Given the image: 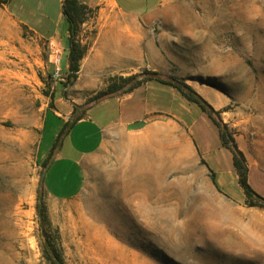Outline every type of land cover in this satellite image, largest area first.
Listing matches in <instances>:
<instances>
[{
  "label": "rangeland",
  "instance_id": "rangeland-1",
  "mask_svg": "<svg viewBox=\"0 0 264 264\" xmlns=\"http://www.w3.org/2000/svg\"><path fill=\"white\" fill-rule=\"evenodd\" d=\"M3 1L0 264H50L48 239L65 264H264V205H248L238 179L215 185L198 149L215 148V126L196 104L179 111L173 96L154 92L153 84L145 94L149 113L139 119L145 124L107 133L85 160L79 195L53 198L43 185L58 128L83 116L113 77L151 70L221 96L206 100L244 153L250 185L264 196V0H163L149 22L134 28L140 41L133 67L97 71L86 62L120 21L93 9L77 35L87 49L75 78L65 71L68 52L52 57L49 42L11 16L34 18V3L12 0L9 11ZM46 2L53 24L60 7ZM59 28L67 30L66 20ZM212 63L216 70H209ZM185 122L194 124L195 139ZM66 139L62 155L77 156L81 127Z\"/></svg>",
  "mask_w": 264,
  "mask_h": 264
},
{
  "label": "crops",
  "instance_id": "crops-1",
  "mask_svg": "<svg viewBox=\"0 0 264 264\" xmlns=\"http://www.w3.org/2000/svg\"><path fill=\"white\" fill-rule=\"evenodd\" d=\"M12 0H9V4ZM33 4L34 18L17 17L16 19L21 22L26 28L31 30L33 34L40 39H45L51 45V51L53 52L52 57L55 55L60 56L65 52H68V24L67 30H60L59 23L65 19L62 13V0H55L58 2L60 11L57 15L56 22L53 19V24L48 22L51 19V13L49 11L48 2L46 0H28ZM81 2L87 4L93 9H97L99 14H103L106 18L110 20H117L120 23H116L109 35H106L105 41H110L111 39H118L125 41L126 47L117 46L115 47V52L120 53L118 57H112L116 61L110 60L104 62V66L107 67H133L132 62L137 56L135 54V44L140 41L139 36L134 35V28L139 30L143 25L152 19L151 15L157 8L161 5L163 0H80ZM112 12L119 16H114ZM108 15V16H106ZM102 17V16H101ZM67 22V21H66ZM103 38V40H104ZM107 38V39H106ZM110 38V39H109ZM104 41V43H105ZM102 41V47L91 52L86 66L91 70L97 67V55L104 52L111 53V47H104ZM103 49V50H102ZM126 49V50H125ZM138 52V51H137ZM113 56V55H112ZM116 56V55H115ZM57 59V63L59 62ZM128 62V64H127ZM69 67V59L67 68ZM64 71V72H65ZM155 81H149L141 86L137 87L133 91L123 94L114 95L112 97L103 99L91 107L88 108L86 113L77 119L70 129V131L62 138L59 145L54 149L56 150L50 158V162L45 166L43 173V185L48 195L53 198L58 199H68L79 195L83 189L86 179V169L85 160L91 154L95 153L102 146L105 141L107 133L116 128L123 129L127 127L131 122L144 118L145 114L149 113L147 109L146 92L150 90L153 84L154 92L169 93L173 96L179 104V111L184 110L186 112L192 110L193 103L185 99L182 94L175 88L165 85L164 87L156 86ZM199 92V91H198ZM205 99L212 96L216 101L222 99L219 94L213 92V90H207L204 94L202 91L199 92ZM207 97V98H206ZM129 101H132L130 104ZM195 105V104H194ZM178 110L171 109L174 116H184ZM202 112V111H201ZM203 115L205 114L202 112ZM160 115V114H158ZM205 117V116H204ZM207 122L214 125L212 121L206 118ZM185 124L191 130L192 136L194 138V124L185 122ZM63 124L58 128L55 133L57 137L59 131L61 130ZM215 126V125H214ZM81 127V152L75 156L69 154L63 156L61 151L67 143V137L71 136V133L76 128ZM216 128V126H215ZM217 130V128H216ZM218 135V130H217ZM195 139V138H194ZM218 143L215 148H212L207 143L204 145L205 150L202 151L199 147V151L202 156L209 162L210 168L216 173L217 183L220 185H227L235 182L238 179V174L233 167V158L230 156L231 151L221 144L219 135ZM55 141H52L48 147L47 153L52 151V146ZM73 142V141H71ZM75 147V144L73 143ZM198 146V145H197ZM214 152L216 153L214 155ZM224 161L226 164L224 165ZM234 169V170H233ZM223 172V173H222Z\"/></svg>",
  "mask_w": 264,
  "mask_h": 264
},
{
  "label": "trees",
  "instance_id": "trees-1",
  "mask_svg": "<svg viewBox=\"0 0 264 264\" xmlns=\"http://www.w3.org/2000/svg\"><path fill=\"white\" fill-rule=\"evenodd\" d=\"M3 2V0H0V4ZM92 10L93 8L89 7L80 0H62V13L68 24V76L71 78H75L77 76L80 70V60L86 53L87 48L77 40V35L80 31L81 24L86 20L88 13ZM149 81H155L177 89L185 99L193 104H196L200 110L208 116L218 130L221 144L228 148L232 153L233 167L238 174V181L245 194L247 204L250 206H263L264 196L256 192L249 183V168L247 166L244 153L239 149L233 134L230 132L227 133V126L214 115H218L219 111L215 110V108L200 93H198L185 81L175 78L167 79L158 76L157 72H153L151 70H145L141 73H135L128 76H115L111 79V82L108 84L106 89L99 91L92 98L93 104L119 93L131 92ZM81 117H78L77 119H80ZM74 123L75 121L65 122L63 124L55 142L53 143L52 151L59 145L62 138L70 131ZM210 170L212 172V180L219 188L216 180V173L211 168ZM44 251L50 264H65L60 252L57 248L52 246L50 239L46 242Z\"/></svg>",
  "mask_w": 264,
  "mask_h": 264
},
{
  "label": "bare ground",
  "instance_id": "bare-ground-1",
  "mask_svg": "<svg viewBox=\"0 0 264 264\" xmlns=\"http://www.w3.org/2000/svg\"><path fill=\"white\" fill-rule=\"evenodd\" d=\"M107 39V38H106ZM110 39V38H109ZM215 40V39H214ZM126 45L127 44H125V41H123V40H118V39H111L110 41H108V39H107V41H105V43H104V46H103V48L104 47H107V46H112V47H117V46H124V47H126ZM212 46V45H211ZM210 46V47H211ZM205 47V46H204ZM208 48H209V46H208ZM103 50V49H102ZM126 50V49H125ZM202 54V53H201ZM207 55H209L208 53H207ZM112 55H111V53L110 52H104L103 51V53H101V54H99V55H97V59H96V62H97V67L96 68H92L91 69V71H97V69H102V68H106L105 66H104V62L105 61H109L110 62V60H113L112 59ZM114 57H118V56H114ZM119 58V57H118ZM202 58V57H201ZM218 58V57H217ZM115 61H116V59H114ZM219 60V59H218ZM207 62V61H206ZM209 62V61H208ZM215 63H217V62H215ZM211 64V63H210ZM213 65H211V67L209 68V67H207V68H209V70H213V69H217L218 68V65H216V64H214V63H212ZM215 69V70H216ZM262 91H263V89H262ZM262 107V106H261ZM263 108V107H262Z\"/></svg>",
  "mask_w": 264,
  "mask_h": 264
},
{
  "label": "water",
  "instance_id": "water-1",
  "mask_svg": "<svg viewBox=\"0 0 264 264\" xmlns=\"http://www.w3.org/2000/svg\"><path fill=\"white\" fill-rule=\"evenodd\" d=\"M145 124V121L143 120H139V121H135V122H132L128 125L129 128H139L141 126H143Z\"/></svg>",
  "mask_w": 264,
  "mask_h": 264
}]
</instances>
